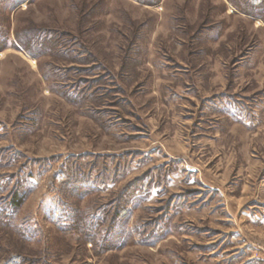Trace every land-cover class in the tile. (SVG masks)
Segmentation results:
<instances>
[{
  "label": "rangeland",
  "instance_id": "obj_1",
  "mask_svg": "<svg viewBox=\"0 0 264 264\" xmlns=\"http://www.w3.org/2000/svg\"><path fill=\"white\" fill-rule=\"evenodd\" d=\"M0 264H264V0H0Z\"/></svg>",
  "mask_w": 264,
  "mask_h": 264
},
{
  "label": "trees",
  "instance_id": "obj_2",
  "mask_svg": "<svg viewBox=\"0 0 264 264\" xmlns=\"http://www.w3.org/2000/svg\"><path fill=\"white\" fill-rule=\"evenodd\" d=\"M24 201V196L22 195H14L11 199V203L14 207H19Z\"/></svg>",
  "mask_w": 264,
  "mask_h": 264
},
{
  "label": "bare ground",
  "instance_id": "obj_3",
  "mask_svg": "<svg viewBox=\"0 0 264 264\" xmlns=\"http://www.w3.org/2000/svg\"><path fill=\"white\" fill-rule=\"evenodd\" d=\"M32 61V60H31Z\"/></svg>",
  "mask_w": 264,
  "mask_h": 264
}]
</instances>
